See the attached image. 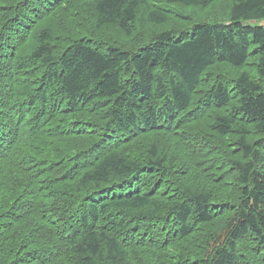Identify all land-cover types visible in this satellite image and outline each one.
<instances>
[{
    "label": "trees",
    "instance_id": "obj_1",
    "mask_svg": "<svg viewBox=\"0 0 264 264\" xmlns=\"http://www.w3.org/2000/svg\"><path fill=\"white\" fill-rule=\"evenodd\" d=\"M263 21L0 0V264H264Z\"/></svg>",
    "mask_w": 264,
    "mask_h": 264
},
{
    "label": "bare ground",
    "instance_id": "obj_2",
    "mask_svg": "<svg viewBox=\"0 0 264 264\" xmlns=\"http://www.w3.org/2000/svg\"><path fill=\"white\" fill-rule=\"evenodd\" d=\"M106 18V17H105ZM201 182V181H200ZM142 191V190H141ZM144 191V190H143ZM15 192V191H14ZM145 194V193H144ZM179 197V196H178ZM155 198V197H154ZM181 202H182V200H181ZM186 202V201H185ZM37 205V204H36ZM211 208V207H210ZM240 208V207H239ZM166 209V208H165ZM245 214H246V212H245ZM218 215V214H217ZM233 216V215H232ZM213 218V217H212ZM236 218V217H235ZM217 221V220H216ZM205 225V224H204ZM206 227V226H205ZM210 227V226H209ZM219 227V226H218ZM203 229V228H202ZM205 229H207V228H205ZM209 229V228H208ZM225 229V228H224ZM208 231V230H207ZM206 231V232H207ZM210 231V230H209ZM216 232V231H215ZM219 232H220V230H219ZM197 233V232H196ZM211 234V233H210ZM213 234V233H212ZM230 235V234H229ZM248 235V234H247ZM210 237V236H209ZM213 237V236H212ZM256 238V237H255ZM229 242V241H228ZM239 242V241H238ZM237 243V242H236ZM240 244L242 245V243L240 242ZM243 247V246H242ZM244 248V247H243ZM261 248V247H260ZM264 250V249H263ZM135 261V260H134ZM135 263V262H134ZM141 263V262H140Z\"/></svg>",
    "mask_w": 264,
    "mask_h": 264
},
{
    "label": "rangeland",
    "instance_id": "obj_3",
    "mask_svg": "<svg viewBox=\"0 0 264 264\" xmlns=\"http://www.w3.org/2000/svg\"><path fill=\"white\" fill-rule=\"evenodd\" d=\"M262 24L264 25V21L262 22Z\"/></svg>",
    "mask_w": 264,
    "mask_h": 264
}]
</instances>
